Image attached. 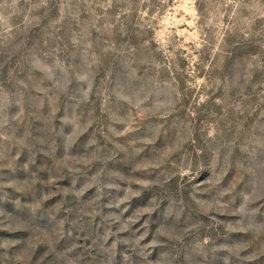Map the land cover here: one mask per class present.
I'll use <instances>...</instances> for the list:
<instances>
[{
    "label": "rangeland",
    "instance_id": "374dc122",
    "mask_svg": "<svg viewBox=\"0 0 264 264\" xmlns=\"http://www.w3.org/2000/svg\"><path fill=\"white\" fill-rule=\"evenodd\" d=\"M0 264H264V0H0Z\"/></svg>",
    "mask_w": 264,
    "mask_h": 264
}]
</instances>
